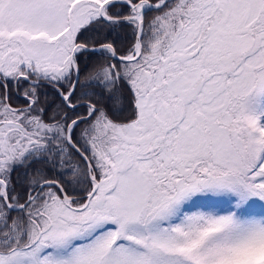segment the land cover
Here are the masks:
<instances>
[{"label":"snow or ice","instance_id":"6c2138e0","mask_svg":"<svg viewBox=\"0 0 264 264\" xmlns=\"http://www.w3.org/2000/svg\"><path fill=\"white\" fill-rule=\"evenodd\" d=\"M0 264H264V0H0Z\"/></svg>","mask_w":264,"mask_h":264}]
</instances>
